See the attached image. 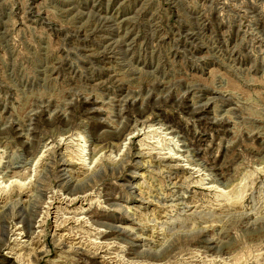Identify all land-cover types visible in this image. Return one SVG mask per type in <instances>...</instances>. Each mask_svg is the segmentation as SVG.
<instances>
[{"label":"rangeland","instance_id":"rangeland-1","mask_svg":"<svg viewBox=\"0 0 264 264\" xmlns=\"http://www.w3.org/2000/svg\"><path fill=\"white\" fill-rule=\"evenodd\" d=\"M0 264H264V0H0Z\"/></svg>","mask_w":264,"mask_h":264},{"label":"bare ground","instance_id":"bare-ground-1","mask_svg":"<svg viewBox=\"0 0 264 264\" xmlns=\"http://www.w3.org/2000/svg\"><path fill=\"white\" fill-rule=\"evenodd\" d=\"M96 21H97V20H96ZM98 23H100V22H98ZM24 185H25V184H24ZM25 186H26V185H25ZM25 186H24V187H25ZM220 250H221V249H220Z\"/></svg>","mask_w":264,"mask_h":264}]
</instances>
